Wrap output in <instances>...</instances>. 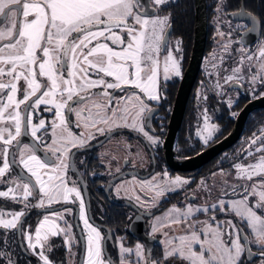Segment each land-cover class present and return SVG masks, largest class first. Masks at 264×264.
Segmentation results:
<instances>
[{
  "label": "snow or ice",
  "instance_id": "snow-or-ice-1",
  "mask_svg": "<svg viewBox=\"0 0 264 264\" xmlns=\"http://www.w3.org/2000/svg\"><path fill=\"white\" fill-rule=\"evenodd\" d=\"M167 2L152 0L156 8ZM169 19L168 16L149 14L141 0H0V25H3L0 27V184L9 185L0 191V198L11 199L24 206L20 211L0 210V229L21 232L27 247L42 264H54L45 253V244L50 236L63 234L71 251V242L75 238L65 213L70 215L73 210L65 207L44 214L37 222L33 238V232L23 227L26 209L51 208L53 204L67 205L77 201L85 240L82 264H113L105 256L104 237L90 222L80 190L74 181L67 178L71 149L83 146L86 139L83 133L77 135L70 130L65 112L75 113L77 127L82 118L85 129L100 124L106 125L108 130L112 127L130 128L142 133L151 144L158 145V138L145 131L143 113L150 110L146 101L160 99L158 82L161 75L165 80L181 76L178 59L167 49ZM252 19L255 22V18ZM162 50L166 53L163 58ZM256 58L261 63L252 81L255 82L258 76L264 81V48L259 50ZM245 59L252 61L254 57L252 54L241 57V65ZM232 71L233 75L226 77L225 82L241 79L237 75L240 67ZM109 89L114 91L109 92ZM128 89L136 91L128 92ZM116 90L126 93L125 96L116 97ZM97 97L107 98L106 103L97 101ZM89 103L95 112L87 107ZM42 105L45 111L54 110L51 146L43 139L48 134L45 120L40 118L38 123H33V113ZM26 130H30L33 143H24L20 139L27 134ZM41 130L44 133L38 135ZM216 130L212 125L208 135L201 136L205 144ZM97 131L103 134L105 128L98 127ZM253 145L256 147L247 155L254 157L255 153H260L255 162L247 165L237 163L234 167L238 179H260L250 187L245 185L247 195L231 201L229 207L251 230L261 255H264V129L259 136L254 134L249 148ZM13 147L15 151H12ZM41 150L45 152V158L38 155ZM49 152L54 160L47 156ZM13 166L21 167L28 176L23 173L17 177L9 176ZM161 176L160 180L153 176L154 185L142 182L149 184L157 196L188 183L179 176L170 178L166 172ZM249 196L255 197L254 204ZM30 197L36 202L30 203ZM136 199L141 198L137 196ZM225 204L221 200L219 209L227 210ZM199 211L207 209L189 206L182 211L174 206L166 213V218L175 213L170 223H186ZM59 221H63V226ZM202 223L199 229L195 223L189 224L188 234L166 240L168 247L164 259L175 258L186 264H240L242 253L251 251L247 248L250 243L248 237L242 236L243 230L231 221L226 223L234 234L228 233L227 239L219 225L213 227L208 221ZM156 230L157 226H154L153 232ZM51 248L52 245L48 244L47 250ZM120 252V264H125V254L136 255L137 264L144 259L139 244L135 253L121 244ZM9 264H12L10 259ZM145 264L160 262L145 261Z\"/></svg>",
  "mask_w": 264,
  "mask_h": 264
},
{
  "label": "flooded vegetation",
  "instance_id": "flooded-vegetation-1",
  "mask_svg": "<svg viewBox=\"0 0 264 264\" xmlns=\"http://www.w3.org/2000/svg\"><path fill=\"white\" fill-rule=\"evenodd\" d=\"M141 3L146 4L149 14L170 18L169 27L166 29L167 49L172 51L181 67L179 77L172 76L165 80L161 75L158 82L160 94L158 101H146L150 110L143 113L144 128L149 135L158 138V145L151 144L142 133L130 128L112 127L108 130L106 125L100 124L97 127L85 129L82 118L79 119L80 126L77 127L78 118L75 113L65 112L70 130L77 135L83 133L86 139L83 146L71 149L67 178L70 182L74 181L80 190L90 222L101 231L104 237L102 246L105 256L110 258L113 264H118L120 256L118 244L128 246L134 242L142 246L141 251L143 257L144 255L148 257L147 261L163 260L159 238L166 233L170 235L173 228L160 226L164 224L160 220L161 215L174 206L183 211L185 204L180 202L181 199H184V203L193 204L195 196L191 193L194 191L200 193L203 183L210 180L211 175L223 174L226 178L227 173H231L234 177L237 175L235 164L254 163L259 153L249 157L247 141L253 138L256 132L258 134L260 128L264 126V109L255 108L247 115L243 132L231 147L221 151L197 169L187 172L171 169L169 165L171 157L174 161H186L210 148L232 132L236 118L244 105L254 99L264 98V81L259 78L255 82L252 81L255 71L251 68V61L245 59L243 65L240 64L241 57L248 54H252L254 59H257L259 50L262 49L258 48L257 44L264 42V0H205L207 29L204 52L197 76L187 97L182 123L171 144L167 139V131L176 95L193 52L196 4L195 0H168L166 4L156 8L152 0H141ZM140 11L143 12L144 9L141 8ZM241 12H243L242 15ZM165 54L162 50L161 58ZM237 67L241 69L237 74L241 79L233 78L225 82V78L232 76V70ZM127 91L136 90L128 89ZM125 94L119 90L114 92L116 97H123ZM96 100L106 103L107 98L97 97ZM230 101L231 106H229ZM87 107L93 112L96 111L91 103ZM44 108L45 106L42 105L33 113V123H38L40 118L45 120L48 134L44 135L43 139L51 146L54 110L45 111ZM202 117L212 120L217 129L214 131L215 136L207 144L196 135L197 132L201 134L197 128L201 125ZM251 118L255 120V126L248 128L247 124ZM223 119H230L228 126L222 123ZM98 127L105 128L103 134L97 131ZM26 131L27 134L20 139L24 143H33L30 130ZM43 133L44 130H41L38 135ZM89 136L94 138H88ZM252 150L254 149L251 148L250 151ZM12 151H15V147ZM38 155L45 158L43 150L39 151ZM47 156L55 159L50 152ZM19 169L25 177L28 176L21 167ZM165 172L170 178L179 176L187 180V185L173 193L167 191L157 196L149 184L142 183L148 181L154 185L156 181H153V176L160 180L161 174ZM9 176L19 175L12 169ZM8 186L0 184V191L6 190ZM239 188V194L243 193V187L239 186ZM223 194L225 193L220 194V197ZM227 195L235 198L234 190L229 189ZM137 196L141 199L137 200ZM204 196L205 203L215 212V219L219 225L228 228L224 221L229 215L227 212L231 211L229 205H225L227 210H220V201L215 200L216 194L212 188L204 190ZM29 202L36 201L30 197ZM252 203H255V197H252ZM23 207V204L15 203L11 199L0 198V210L5 212L20 211ZM65 207L73 210L70 215L65 213V219L72 225L71 234L75 238L71 242V251H69V245L65 243L66 237L60 234L49 237L45 244V253L54 264H82L85 259V240L83 239V223L79 219V201L67 205L53 204L51 208H28L26 216L22 218L23 227L26 231L33 232V238H35L34 229L43 215ZM58 223L63 226V221ZM154 226H157L155 232H153ZM241 229L242 236L248 237L243 227ZM48 244L52 245L50 251L47 250ZM37 251L40 249L37 248ZM0 253H3L0 255V264H9V259L12 264H42L38 256L27 247V241L22 233L15 229H0ZM244 253L246 255V251ZM257 255L255 251L247 253L249 264L257 262ZM164 264L185 263L171 258Z\"/></svg>",
  "mask_w": 264,
  "mask_h": 264
},
{
  "label": "rangeland",
  "instance_id": "rangeland-1",
  "mask_svg": "<svg viewBox=\"0 0 264 264\" xmlns=\"http://www.w3.org/2000/svg\"><path fill=\"white\" fill-rule=\"evenodd\" d=\"M2 26H0V27H2ZM257 47L258 48H264V42L261 41L260 43H258ZM260 63H261V61L259 59H253L251 61V68L253 71H255V74H257L259 71ZM258 78H259V76H258ZM200 121H201V125L197 129H199L201 131V134L200 133L198 134V132H197L196 135L200 136V139L202 140L201 136L202 135L207 136L208 132L211 130V126L214 124H213L212 120H210L209 118H207V120H206L205 117H202ZM206 125H207V127H206ZM262 129H264V126L262 128H260L259 133L257 134V132H256L255 135L259 136ZM214 136H215V132H213L212 137H214ZM250 140L247 141V143H248L247 148L249 149V151H250V148H249ZM255 147H256L255 145L252 146L253 149ZM259 155H260V153H259ZM209 179L210 180L203 183L202 188L200 190V193L198 191H194L191 193V195L195 196V199H194L195 202L193 204L184 203V199L180 200V202L182 204H185L183 210H186L189 206H191L193 209H197V208L207 209V211L196 212L195 215L192 216L191 218H189V220L186 223H179V224L170 223V220L175 217V213H172V215L167 217V218L165 217V214L168 213L169 210L172 209L173 207L168 209L165 212V214L161 215L160 220L162 222H164V224H168L170 228H173V232L170 233V235L168 233H166V234H168L167 236L165 235L162 238H159V240H160L159 243L162 247V252H163V256H162L163 260L159 261L160 264H164L165 262H167V260L164 259V252H165L166 247H168L166 240L171 239L172 237H178L181 235L188 234L190 232V229L188 228L189 224L195 223V226L197 229L201 228L203 226L202 222H205V221H208L209 223H211L213 225V227H216L217 225H219V223L216 219L215 220L212 219L213 217L216 218L215 212L211 209V207L209 205H207L205 203L204 190H207V189L210 190L211 188L214 189L215 194H216L215 200L216 201L223 200L226 202L225 205H229L231 201L242 199V197L244 195H247V193H245V192L239 194V190H240L239 186H242L243 189H244L245 185L250 187L254 181L258 182L260 177H254L253 181H249L246 179H238L237 175L232 177L231 173L230 174L227 173L226 178L223 176V174L222 175L216 174V175H211V177ZM185 185H187V184H184L183 186H185ZM183 186H175L174 190H171L168 192L173 193L177 189H181ZM229 189L231 191L234 190L235 198H233V196L227 195V192ZM144 191L147 192L146 190H144ZM223 192L225 194H223V196L220 197V194H222ZM217 195H218V197H217ZM249 200L252 202V196H249ZM209 210H211L210 213H209ZM227 213L229 215H227L225 217L226 221H224V223H226L227 221H231L232 224L237 225L239 228L243 227V229L246 231V234L248 236V240L250 241V243H248V248L251 249V252L255 251L258 254L257 255L258 256L257 262H252V264H261V261H264V255H261L260 248L257 246V243L255 242V239H254L253 235L251 234V230L249 228H247L245 224L241 223L240 218L235 216L232 213V211H229ZM227 213H225V214H227ZM226 225H227V223H226ZM219 227H220L221 231L223 232L225 239L228 238V233L232 232L234 234V230L229 226H228V228H226L224 226L219 225ZM177 243H178V241H177ZM137 245H138V243L134 242L128 246H126V245H123V246L125 248L132 249L133 253H135ZM120 246L121 245L118 244L119 252H120ZM173 246H175V245H173ZM141 250H142V246H141ZM248 252L249 251H246V255H244L245 254L244 252L242 253V255L240 256V264H249V256H247ZM119 255L120 256H119L118 264H120L121 252L119 253ZM125 256H126L125 264H137L138 257L136 255L133 254V255L128 256L127 254H125ZM142 256H143V254H142ZM147 258L148 257L144 255V259L139 260V264H145V261H147ZM169 259H171V258H169ZM177 260H179V259H177ZM183 262L186 264L185 261H183Z\"/></svg>",
  "mask_w": 264,
  "mask_h": 264
},
{
  "label": "water",
  "instance_id": "water-1",
  "mask_svg": "<svg viewBox=\"0 0 264 264\" xmlns=\"http://www.w3.org/2000/svg\"><path fill=\"white\" fill-rule=\"evenodd\" d=\"M195 4V41L192 49L193 52L189 60V65L183 74L184 76L180 84L181 87L177 92L176 101L173 106V113L169 121L170 124L167 131V139L170 140V144L172 143L176 135L175 133L177 129L182 123L181 120L185 111L184 107L188 99L187 97L192 89L191 85L195 81L197 72L199 70V66L201 64L200 60L204 52L203 49L206 41V3L205 0H195ZM255 108L264 109V98L254 99V101L248 102L246 105H244L243 109L241 110V112H239L236 118L237 120L231 130L232 132L228 136L222 138L221 141L210 146V148L198 153L197 156L189 158L186 161H174L171 157V162H169L171 169L184 172L197 169L199 166L209 162L210 159L221 153V151L231 147L234 142L241 136L247 115L251 111L255 110ZM169 151L171 153V146L169 148ZM13 169L18 175L21 174V170L18 166H13Z\"/></svg>",
  "mask_w": 264,
  "mask_h": 264
},
{
  "label": "trees",
  "instance_id": "trees-1",
  "mask_svg": "<svg viewBox=\"0 0 264 264\" xmlns=\"http://www.w3.org/2000/svg\"><path fill=\"white\" fill-rule=\"evenodd\" d=\"M229 120H230V119H228V120H224V119H223L224 122H222V121H221V122H222L224 125H225V123H226V125H227L228 122H229ZM254 121H255V120H254L253 118H251V120H250V121L248 122V124H247V127H248V128H251V127L255 126ZM227 126H228V125H227ZM227 126H226V127H227Z\"/></svg>",
  "mask_w": 264,
  "mask_h": 264
}]
</instances>
